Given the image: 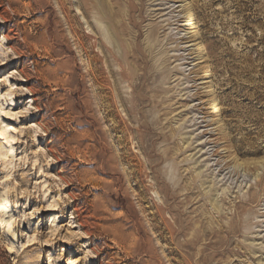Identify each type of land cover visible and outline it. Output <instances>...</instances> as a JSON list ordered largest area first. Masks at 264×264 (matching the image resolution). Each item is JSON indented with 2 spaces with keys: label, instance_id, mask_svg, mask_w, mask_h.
I'll return each instance as SVG.
<instances>
[{
  "label": "clouds",
  "instance_id": "obj_1",
  "mask_svg": "<svg viewBox=\"0 0 264 264\" xmlns=\"http://www.w3.org/2000/svg\"><path fill=\"white\" fill-rule=\"evenodd\" d=\"M70 2L75 6L68 7ZM50 3L86 78L91 114L117 158L119 174L129 181L131 199L140 214L142 234L132 235L123 246L110 236L104 248L114 247L120 257L135 242L134 258L144 264H189V257L196 264L205 232L223 227L237 251L260 249L264 253V102L258 98V94L264 96V72L259 67L264 62L239 71L222 66L219 77H208L218 81L213 92L231 91L234 81L247 86L235 105V121L226 126L219 118L190 114L198 101L181 103L195 95L183 89L189 86L185 80L196 64L185 67L189 53L170 51L176 47L170 41L187 35L179 33L178 25L168 26L174 23L171 17L161 23L157 36L149 33V24L142 26L144 55L150 72L160 77L153 99L144 101L138 89L140 74L132 64L135 44L129 35L140 0ZM153 11L148 9L144 15L156 19ZM249 14L262 21L251 26L258 42L264 38V0H255ZM229 20L226 50L247 57L251 47L247 37L253 32L239 29L233 35V27L243 17L230 16ZM81 37L94 46L87 54L78 44ZM10 39L0 35V66L25 55ZM97 60L102 61L115 96L111 114L101 85L94 79ZM34 78L35 72L23 67L0 77V255L10 264H99L104 248L89 246V241L97 239L92 226L73 215L77 177L64 171V145L52 143L55 121L45 119L47 110L39 103V89L29 84ZM50 90L62 91L55 86ZM19 96L26 97L21 107L16 104ZM145 130L152 137L149 145L142 139ZM135 176H142L146 183L134 184ZM172 197L182 205L175 216ZM157 212L167 217L165 227L171 226L167 239L154 219ZM177 217H182L179 224ZM77 244L82 254L66 258L67 249ZM203 255L207 258V253ZM113 259L105 264H112ZM237 259L216 264H234ZM241 264L252 261L245 257Z\"/></svg>",
  "mask_w": 264,
  "mask_h": 264
},
{
  "label": "rangeland",
  "instance_id": "obj_2",
  "mask_svg": "<svg viewBox=\"0 0 264 264\" xmlns=\"http://www.w3.org/2000/svg\"><path fill=\"white\" fill-rule=\"evenodd\" d=\"M178 1V3L168 5V0H156L155 2L154 0H143L139 6V9L142 10L141 13L137 12V19H140L139 16L143 18L142 36L139 42L145 36V31L142 28L144 24L150 25L148 31L151 33L153 27L160 28L161 23L168 17L174 21L179 14L181 17L185 16L181 22H175V25L169 26L178 25L179 33H187V35L180 36L179 41H170V43L176 44V47L170 51L192 53L186 58L184 66L187 67L190 63L196 64L190 77L185 80L189 86L183 89L185 92H194L195 95L188 97L186 101L182 100L181 103L198 101L196 108L189 109L190 114L219 118L227 126L235 121V105L247 86L234 81L230 85L231 91L225 92L216 89L213 92L211 89L218 81H210L208 77L213 74L219 77L222 66L225 69L239 71L242 67L255 64L257 61L264 62V38L257 42L255 30L251 27L253 24L262 23V21L255 15L249 14L255 0L252 2L250 0ZM73 4L74 2H70L68 7ZM169 6L179 8L175 12H170L171 10L167 9ZM188 7L191 9L194 25L187 27L188 14L184 10ZM148 9L154 10L153 16L156 19H149L144 15ZM230 16L243 17V21L233 27V35H238L239 29L253 32L252 36L247 37L248 43L251 45L247 57H238L226 50L224 36L228 27L232 26V21L229 20ZM58 20L59 17L50 0H0V35L7 34L12 37L9 43L25 52V55L20 59L0 66V77L22 67L28 72H35V78L30 80L29 84L39 89V103L47 110L45 119L55 121L52 143L54 146L64 145V171L77 177L73 183L72 196L77 201L73 208V215L92 226L91 230L97 239L89 241V246L96 245L104 248L103 242H107L110 236H116L123 246L132 235L137 232L142 234L140 214L135 207V202L131 199L128 188L129 181L119 174L117 158L108 147L98 121L91 114L87 102L89 89L86 78L81 75L76 53L67 41L64 29ZM159 33L160 30L157 35ZM131 39L134 42L132 36ZM78 44L86 50V54L94 47L91 45V41L84 37H81ZM190 44L197 45V47H189L188 50H185V47ZM141 47L143 48V46ZM97 65L94 79L101 85V94L109 104V113L111 114L113 112L112 101L115 96L102 61L97 60ZM259 67L261 72H264V63H261ZM159 79L160 77L148 86L149 97L156 94L155 85ZM13 83L20 84L22 82L14 80ZM52 86L62 91L52 92L50 90ZM220 88H223V84L220 85ZM205 89L209 90L205 91ZM258 98L264 102V96L258 94ZM25 102L26 97H17V107L23 106ZM230 112L233 115H229ZM228 136H232L231 130H229ZM221 138L218 135L217 139ZM142 139L145 145L151 143L152 137L148 130L144 131ZM145 183L142 176H135L134 184L143 186ZM181 207L182 205L176 201L175 197H172L171 208L174 216ZM154 219L160 223L164 238H169L171 226L165 227L168 220L164 213H155ZM181 219L182 217H177V224ZM222 229L223 227L205 232L201 242L203 243L201 259L196 264H216V262H226L233 257L239 258L234 261V264H241L245 257L250 259L252 264H260V261H264V253L260 249H252L251 252L237 251L231 242L230 235L224 229L223 231L226 233H222ZM215 232H221L216 236L226 237V242L221 249L225 253L217 257H215V241L218 238H215ZM54 251L58 253L59 249ZM203 253H207V258ZM78 254H82L79 244L75 248L67 249L66 258L72 259ZM135 254V242H133V247L126 249L120 257H116L114 247L104 248L99 258V264H105L113 257L115 259L112 260V264H144L143 260L134 258ZM191 260L192 258L189 257V264H191ZM0 264H10V262L6 256L0 255ZM89 264H96V262L90 261Z\"/></svg>",
  "mask_w": 264,
  "mask_h": 264
},
{
  "label": "bare ground",
  "instance_id": "obj_3",
  "mask_svg": "<svg viewBox=\"0 0 264 264\" xmlns=\"http://www.w3.org/2000/svg\"><path fill=\"white\" fill-rule=\"evenodd\" d=\"M156 0H154V2H155ZM169 2L167 3L168 5L169 4H175V3H178L179 1L178 0H168ZM142 2H143V0H140V4H142ZM140 4H139V6H140ZM154 4V3H153ZM187 5V4H186ZM72 6H75L74 4L72 5ZM139 6L137 7V9H136V11L137 12H139V13H141V9H139ZM177 8H179V7H171V6H169L167 9H169V10H171L170 12H175L176 11V9ZM159 10H161V9H159ZM187 12V14H188V20H186V21H189V23H185L186 24V26L188 27V26H193L194 25V23H193V21H194V19H193V16L191 15V9L188 7V8H185V10H184V12ZM181 13H183V11H180ZM162 14V13H161ZM181 14H179L176 18H175V20H174V23L175 22H181V19H183V18H185V16L184 17H181L180 16ZM140 17V19H134L131 23H132V25H133V27H132V30H131V32L129 33V35L130 36H132V38H133V40H134V44H135V49H134V54H135V59H134V61H132V64H133V66H134V68H135V70L137 71V72H139V73H141L140 75H139V77H138V89H139V93H140V97H141V99L142 100H144V101H149V100H151V99H153V97H149L148 96V93H149V85L151 84V82H154L156 79H158L159 78V76H156L155 74H152L151 72H150V69H149V66H148V61H147V57L144 55V52H143V48L141 47L142 46V44H141V42H139V39L141 38V36H142V32H141V23H142V20H143V18L141 17V16H139ZM183 21V20H182ZM174 23H169V25L168 26H172V25H175ZM184 24V25H185ZM183 25V24H182ZM181 25V26H182ZM160 30V28L159 27H153V30H152V32L150 33L151 34V36H157V33H158V31ZM151 36H150V38H151ZM181 39H183V38H181ZM187 39V38H186ZM92 45V44H91ZM93 46V45H92ZM142 49H141V48ZM189 47H197V45H189V46H187V47H185V50H188L189 49ZM198 47H199V45H198ZM194 51V50H193ZM190 52V51H189ZM198 53V52H197ZM189 55H192V53L191 54H189ZM200 57V56H199ZM94 59H95V57H93ZM185 60H186V58H185ZM188 60V59H187ZM201 60V59H200ZM188 62V61H187ZM151 142V141H150ZM225 230V229H224ZM222 233H226L225 231H223V229H222V231H221ZM221 232H215V238H218V240H216L215 241V250H216V252H215V257H217V256H220V255H222L223 253H225V251H223V250H221L222 249V247H223V244H225V242H226V237L225 236H221V237H219V235H220V233ZM216 234H219V235H217L216 236Z\"/></svg>",
  "mask_w": 264,
  "mask_h": 264
}]
</instances>
